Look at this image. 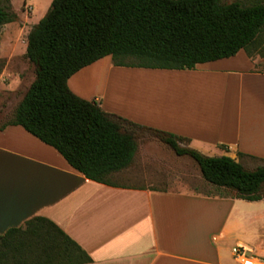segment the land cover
<instances>
[{"label": "crops", "instance_id": "crops-1", "mask_svg": "<svg viewBox=\"0 0 264 264\" xmlns=\"http://www.w3.org/2000/svg\"><path fill=\"white\" fill-rule=\"evenodd\" d=\"M68 84L109 112L189 138L207 155L264 158V61L244 49L193 69L117 66L105 57ZM141 157L125 182L107 185L23 126L0 129V235L43 216L91 256L81 264H241L224 253L229 240L264 261V198L173 188L142 173Z\"/></svg>", "mask_w": 264, "mask_h": 264}, {"label": "trees", "instance_id": "trees-1", "mask_svg": "<svg viewBox=\"0 0 264 264\" xmlns=\"http://www.w3.org/2000/svg\"><path fill=\"white\" fill-rule=\"evenodd\" d=\"M16 19L9 4L0 6V28ZM241 49L264 61V0H53L28 34L26 56L35 78L0 129L23 126L87 178L107 185L120 184L124 171L136 164L141 145L149 141L141 133H148L197 164L213 188L205 195L258 201L264 198V158L207 155L190 146L189 138L109 112L68 84L105 57L117 66L193 69ZM91 261L43 216L0 235V264Z\"/></svg>", "mask_w": 264, "mask_h": 264}, {"label": "rangeland", "instance_id": "rangeland-1", "mask_svg": "<svg viewBox=\"0 0 264 264\" xmlns=\"http://www.w3.org/2000/svg\"><path fill=\"white\" fill-rule=\"evenodd\" d=\"M52 1L0 0V6L9 4L11 10L17 14L15 21L5 23L0 28V75H4L0 76V126L12 117L26 88L35 78L34 65L26 56L28 34L33 25L46 14ZM241 1L250 2V0ZM11 75L16 76L14 78ZM141 136L152 141H147L140 147L142 153L140 152L139 155L141 157L142 154L143 158L141 157L138 163L142 173L154 176L161 183L165 181L166 184H172L171 187L176 189L195 190L203 194L213 191L192 159L175 155L165 144L153 139L148 133H141ZM253 164L252 162L251 165ZM150 180L152 182V178ZM234 245L233 240L222 243L227 256Z\"/></svg>", "mask_w": 264, "mask_h": 264}, {"label": "built area", "instance_id": "built-area-1", "mask_svg": "<svg viewBox=\"0 0 264 264\" xmlns=\"http://www.w3.org/2000/svg\"><path fill=\"white\" fill-rule=\"evenodd\" d=\"M235 259L241 264H264V261L250 255L246 247L237 245L232 249Z\"/></svg>", "mask_w": 264, "mask_h": 264}]
</instances>
